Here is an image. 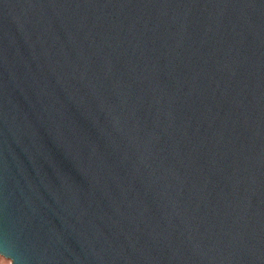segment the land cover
Listing matches in <instances>:
<instances>
[{
  "label": "water",
  "instance_id": "95a60500",
  "mask_svg": "<svg viewBox=\"0 0 264 264\" xmlns=\"http://www.w3.org/2000/svg\"><path fill=\"white\" fill-rule=\"evenodd\" d=\"M0 255L264 264V0H0Z\"/></svg>",
  "mask_w": 264,
  "mask_h": 264
},
{
  "label": "rangeland",
  "instance_id": "374dc122",
  "mask_svg": "<svg viewBox=\"0 0 264 264\" xmlns=\"http://www.w3.org/2000/svg\"><path fill=\"white\" fill-rule=\"evenodd\" d=\"M0 264H12V263L10 259L0 255Z\"/></svg>",
  "mask_w": 264,
  "mask_h": 264
}]
</instances>
